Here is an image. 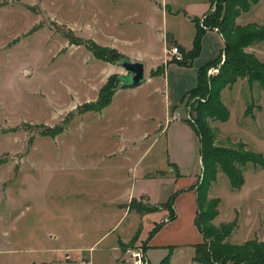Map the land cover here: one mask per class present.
Segmentation results:
<instances>
[{
    "label": "rangeland",
    "instance_id": "374dc122",
    "mask_svg": "<svg viewBox=\"0 0 264 264\" xmlns=\"http://www.w3.org/2000/svg\"><path fill=\"white\" fill-rule=\"evenodd\" d=\"M154 1L0 0V264H88L87 257L90 264H111L118 253L113 245L123 251L145 246L142 225L130 241H121V246L117 241L130 234L134 221L131 215L121 217L118 207L129 190H146L151 202L166 200L172 191L170 184L145 180L141 174L175 171L169 160L189 176L199 171V136L181 116L193 121L206 87L195 99H183L185 111L180 84L172 83L170 99L178 103L173 112L165 102L169 91L155 89L146 76L142 83L128 85L119 79L127 74L119 60L99 59L87 46L92 38L119 51L116 44L123 37L156 49L162 43V25L164 31L168 27L177 33L182 26L162 17ZM156 1L190 12L201 6L200 0ZM237 17L238 25L264 29V0L241 9ZM151 23L161 32H154ZM72 34L83 43H71ZM244 49L264 62V40ZM224 58L206 72L207 86ZM188 71L189 66L171 68L170 79ZM111 76L117 86L112 102L100 111H80L82 104L98 98ZM220 93L230 114L225 121L206 120L215 144L254 151L263 163L243 164L240 188L232 186L224 171L218 172L208 192L220 200L214 222L237 217L229 242L264 240V88L257 80L240 77ZM166 117L171 123L162 131ZM59 125L64 126L60 133L43 134ZM150 217L146 229L159 218L158 213ZM160 254L153 251L151 261L165 255ZM180 258L189 263L186 255Z\"/></svg>",
    "mask_w": 264,
    "mask_h": 264
},
{
    "label": "trees",
    "instance_id": "16d2710c",
    "mask_svg": "<svg viewBox=\"0 0 264 264\" xmlns=\"http://www.w3.org/2000/svg\"><path fill=\"white\" fill-rule=\"evenodd\" d=\"M209 1L215 4V8L208 10L203 16V24L207 28L201 25V18L194 17L197 31L192 47L185 49L180 46L184 53L182 61L171 59L177 63L189 64L200 53L202 37L208 28H216L223 36V50L218 57L199 67L196 85L186 91L184 95V98L189 95L195 99V97L203 93L206 87L207 96L194 108L195 110L197 109V113L193 121L187 117L184 118L197 132L201 144L199 153L201 155L202 172L196 183L198 208L195 223L198 230L202 232L203 239L199 243L194 244L193 260L198 262V264H264V240L249 238L241 243L229 242L227 238L232 234L237 224V217L228 222L216 224L214 218L217 216V207L220 200L208 196L211 183L216 179L220 170L227 174L234 188H240L244 183L243 164L248 161L258 163L261 160L260 155L247 149L241 150L215 144L213 130H211L208 121H206L208 119L225 121L229 117L230 111L220 97V90L229 82L236 81L240 77H246L250 83L256 80L259 81L264 88V62L244 49L246 45L254 42V40H264V29H259L254 25H238L236 23L240 10L247 9L251 3L258 2V0ZM70 37L72 38H69L71 43H83V40L74 36V34L70 35ZM74 37H76V40H73ZM87 40L88 48L99 59L114 62L128 58L115 48L100 45L92 38ZM223 55H225V58L222 60L218 72L210 76L207 86V79L205 80L206 72L210 67L219 64ZM121 77L122 74L119 75L120 80ZM114 80L115 78L111 76L108 82L100 89L98 98L82 104L80 111H100L110 104L117 90L116 81ZM63 127V125H59L55 129L44 131L43 134L56 135L64 130ZM260 162L263 163V161ZM175 195V193L171 194L166 202L158 204H152L148 201L147 196L141 195L138 198L133 197L127 206L129 210L141 214L153 212L160 208H169V220L176 217L173 208ZM163 223V221L157 222L149 231L148 238L153 236ZM121 245L122 243L120 242ZM142 249L145 252L147 248L144 246ZM170 256L171 253L167 254L158 264H170Z\"/></svg>",
    "mask_w": 264,
    "mask_h": 264
},
{
    "label": "crops",
    "instance_id": "0c3cea01",
    "mask_svg": "<svg viewBox=\"0 0 264 264\" xmlns=\"http://www.w3.org/2000/svg\"><path fill=\"white\" fill-rule=\"evenodd\" d=\"M154 1V0H153ZM156 1V0H155ZM154 3L158 5V13L163 14L165 19L168 20L169 16L171 19L180 22L182 28L178 27L180 32L178 31H169L168 27L167 30L164 31L165 25H162V33L161 40L162 43L158 45L156 49H154L150 44L145 43L140 47L135 43L131 44L127 42V38L118 37V44H116L119 51H121L126 57H128L131 61L139 60L143 62L145 65V76L147 78V83H153L155 89L159 91H169L168 98H165L166 104L172 107L173 112L176 111L178 107L177 100H171L170 91L171 84L177 85L180 87L178 89L179 95L182 94L181 99V106L184 107V95L185 92L189 89L193 88L197 83V72L200 66L204 65L209 60H212L221 53L224 47V39L222 34L216 28H208L205 30V34L202 37L201 41V51L200 53L191 60L189 64H181L171 60V56L169 54V47L172 44H176L181 46L185 49H190L193 45L194 37L197 31V25L195 22L194 17H201L204 16L211 9L212 5L209 0H200L201 6L199 7L198 11L194 10L193 12L188 11V9L177 7L172 9L173 7L166 3L167 6L164 4V1ZM200 4V3H199ZM166 7H165V6ZM170 9L168 10V8ZM182 12V13H181ZM139 23V22H134ZM117 25H120L117 22ZM151 26L154 28V32H158L161 30H157L155 27H158L157 24L151 23ZM117 27V26H116ZM188 34V38L185 36V32ZM178 30V29H177ZM109 31H106L108 34ZM113 35V34H109ZM117 36V35H115ZM170 41V42H169ZM114 46V47H116ZM126 48V49H125ZM195 64V65H194ZM146 65L148 69L146 70ZM162 65L163 68L160 71H153L156 67ZM194 65V67H192ZM189 66L188 73H184L178 80L172 77L170 79L171 68H174L176 71L179 69H184ZM197 68V69H196ZM187 70V69H185ZM149 76V77H148ZM172 81V82H171ZM145 83V82H144ZM168 88V89H167ZM176 93V92H175ZM186 111V110H185ZM185 117L184 115L181 116V120L185 123L186 128L190 131L195 130L192 125H190L186 120L182 119ZM177 119H175L176 121ZM165 122L161 124V130L163 131L166 126L169 127L171 120H164ZM168 164L173 165L175 167L176 173H174L173 168H169L163 174L159 172H152L150 174H145L143 172L141 177L145 180H159L164 185L170 184L172 191L168 194L166 200H159L151 202L152 196L149 192L144 189H140L136 194V189L131 188L127 194V198L123 200V203H119L118 207L119 210L122 212L121 217L123 215H131L134 218V221L131 225L130 234L126 237H119L117 241L120 243L121 241L128 242L130 239L135 235L139 229V226H143L142 229L139 231L141 235V239L145 241V247L147 248L145 253L147 257V261L150 264H158L159 261L166 256L167 254L171 253L170 256V264H182L180 256L183 255L187 257L188 264H195L196 261L193 260V255L195 251L194 244L199 243L203 239V234L201 231L198 230L195 219H196V212H197V201H196V183L200 177L202 172V162L201 167L198 169L199 171L195 173L193 176L187 175V173L181 170L180 165L176 161H168ZM163 171V170H162ZM174 171V172H173ZM134 176V175H132ZM138 176V175H137ZM135 176V178L137 177ZM175 193V199L173 208L175 211V218L168 220L169 215V208H160L159 210H155L149 213H137L135 211L129 210L127 204L133 197H140L141 195L147 196L148 201L153 203H163L168 200V197ZM153 213H158L159 218H153L152 223L153 225H148V229L145 228V220L151 218ZM123 218H120L118 222H120ZM164 222L163 225L154 233L153 236L148 238L149 231L154 227L157 222ZM151 224V223H149ZM152 226V227H151ZM114 227V226H113ZM112 227V228H113ZM118 243V244H119ZM114 249L118 251V253L114 256V260L111 264H132L131 263V250L134 248L127 247L126 251L121 250L117 245L114 246ZM171 247H173L171 249ZM186 249H189L188 251ZM186 250V251H185ZM155 251H160L162 254L165 253L164 256L161 257L160 260L153 263L151 261V253ZM171 251V252H170ZM187 252V254H186ZM160 254V255H162ZM188 255V256H187ZM159 259V258H158ZM88 264H90V258L87 257Z\"/></svg>",
    "mask_w": 264,
    "mask_h": 264
},
{
    "label": "water",
    "instance_id": "95a60500",
    "mask_svg": "<svg viewBox=\"0 0 264 264\" xmlns=\"http://www.w3.org/2000/svg\"><path fill=\"white\" fill-rule=\"evenodd\" d=\"M120 63L126 68L127 74L122 75L121 80H127L128 85H137L143 82L145 78V65L139 60L131 61L129 58L119 60Z\"/></svg>",
    "mask_w": 264,
    "mask_h": 264
},
{
    "label": "built area",
    "instance_id": "2783aa9c",
    "mask_svg": "<svg viewBox=\"0 0 264 264\" xmlns=\"http://www.w3.org/2000/svg\"><path fill=\"white\" fill-rule=\"evenodd\" d=\"M201 25L205 27L203 24V20L201 21ZM170 52L174 54L175 60L179 61L183 58L181 50L178 48V46H172L169 48ZM211 70V68H210ZM83 263V261H81ZM131 263L132 264H149L147 261L146 253L141 248L139 250H131Z\"/></svg>",
    "mask_w": 264,
    "mask_h": 264
}]
</instances>
